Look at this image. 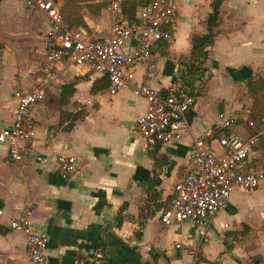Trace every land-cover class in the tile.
Masks as SVG:
<instances>
[{"label": "crops", "instance_id": "0c3cea01", "mask_svg": "<svg viewBox=\"0 0 264 264\" xmlns=\"http://www.w3.org/2000/svg\"><path fill=\"white\" fill-rule=\"evenodd\" d=\"M53 1L72 27L86 35H107L113 0ZM210 1H172L177 9L174 37L155 45L158 61L152 86L164 90L185 84L181 61L190 54L191 36L207 32L204 20ZM140 5L141 0H120L127 19L135 18ZM214 31L207 57L186 82L195 100L181 138L152 150L134 128L146 109L143 97L129 89L110 93L104 75L82 67L60 69L42 101L31 109L32 152L47 160L8 162L7 149L0 144V264H33L22 233L9 227L28 203L32 229L49 237L46 264H73L76 255L86 264H264V195L247 202L238 197L240 192L263 193L264 180L251 191L233 189L209 220L207 241L191 222L164 226L159 219L174 183L189 169L192 141L205 137L211 149L222 153L218 137L227 131L246 137L253 131L248 117L264 114V87L248 92L249 81H264V0H223ZM47 32L48 21L40 9L24 0H0V128L12 123L13 92L29 90L42 75ZM135 69L140 80L143 66ZM103 82L106 88L97 90L95 83ZM78 112L82 116L66 129ZM226 119L229 129L221 126ZM59 154L78 160V170L69 178L57 173ZM263 154L261 139L249 153L247 166L263 169L256 165ZM154 169L160 195L153 201L147 199L144 181ZM251 211L256 218L248 216ZM118 213L122 222L115 226Z\"/></svg>", "mask_w": 264, "mask_h": 264}, {"label": "built area", "instance_id": "2783aa9c", "mask_svg": "<svg viewBox=\"0 0 264 264\" xmlns=\"http://www.w3.org/2000/svg\"><path fill=\"white\" fill-rule=\"evenodd\" d=\"M172 1L141 0L135 18L130 20L123 15L120 0H113L108 33L95 36L72 27L55 1L24 0L26 5L40 9L47 18V51L42 75L35 85L27 91L17 89L13 92L16 109L12 123L0 128V144L7 149V161L40 163L47 160L32 152L35 120L31 109L42 101L48 85L57 80L60 69L69 67H82L84 72L104 75L110 93L129 89L145 99L146 109L136 118L134 128L145 141L146 149L179 140L187 126V113L194 104V91L185 85H171L162 90L150 84L158 61L155 45L169 43L174 37L177 9ZM138 65L143 66L140 80L136 78ZM230 123L226 119L221 126L229 129ZM247 124L253 131L246 137L227 131L217 138L222 153L211 149L205 137L192 141L188 152L189 169L173 185L169 204L159 216L162 225L191 222L207 241V224L226 203L233 189L251 191L260 185L264 169L248 167L247 160L249 153L264 139V114L249 116ZM206 134L210 136V132ZM55 162L57 173L63 179L78 170L74 155L59 154ZM31 214L32 203H28L10 220L9 227L22 233L31 262L46 264L49 237L46 232L32 229ZM224 226L227 227V223ZM96 257L101 258L102 254L97 253ZM73 264L86 262L76 255Z\"/></svg>", "mask_w": 264, "mask_h": 264}, {"label": "trees", "instance_id": "16d2710c", "mask_svg": "<svg viewBox=\"0 0 264 264\" xmlns=\"http://www.w3.org/2000/svg\"><path fill=\"white\" fill-rule=\"evenodd\" d=\"M223 0H211L210 6L211 11L207 14L204 22L206 24L207 32L204 34H193L191 36V50L190 54L187 58L181 61V63L184 65V72L181 73L180 78L181 82L185 83V87L189 88L191 91L193 89L188 86L187 79L190 78V76H193L196 74V72L199 69V65L202 63V60L205 59L208 55V49L209 46L213 44L214 37H215V31L214 28L217 26L219 21V7L221 5ZM132 20V19H130ZM254 81L248 82V92L253 93L256 92V88H262L264 87V81L259 79ZM97 90H103L106 88V83H95ZM65 88V87H64ZM64 91H69L66 88ZM253 117L258 116L256 112H253ZM81 112L73 113L71 116V121L68 123V127L66 129H69L72 125L71 122H73L76 118L79 117ZM263 115V114H260ZM155 164L157 166L158 159H155ZM157 170H153L152 176H150L147 180L144 181V186L146 187V191H149L148 198L149 200H156L160 192L155 188L156 185H158V181L156 179L157 176ZM161 206L160 202H157L156 208L158 209ZM122 222V216L121 214H117L114 218L113 224L115 226H119ZM104 242L105 239H104Z\"/></svg>", "mask_w": 264, "mask_h": 264}, {"label": "rangeland", "instance_id": "374dc122", "mask_svg": "<svg viewBox=\"0 0 264 264\" xmlns=\"http://www.w3.org/2000/svg\"><path fill=\"white\" fill-rule=\"evenodd\" d=\"M85 78H88V77H85ZM82 116V112L80 114ZM263 158H264V154H263ZM256 162L258 161L257 159L255 160ZM256 165L260 166L261 168L264 169V159H262V161H260L259 163H256ZM264 195V192L263 193H260L259 195L256 194V195H252V194H247V193H243V192H240L238 194V197L240 198L241 202H247V201H254L255 199H260L261 196ZM248 216H252V218H256L254 215H253V211H251L249 213Z\"/></svg>", "mask_w": 264, "mask_h": 264}]
</instances>
